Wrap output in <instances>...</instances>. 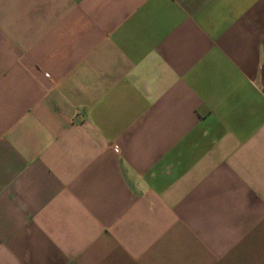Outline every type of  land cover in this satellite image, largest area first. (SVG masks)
Returning <instances> with one entry per match:
<instances>
[{"label":"crops","instance_id":"obj_1","mask_svg":"<svg viewBox=\"0 0 264 264\" xmlns=\"http://www.w3.org/2000/svg\"><path fill=\"white\" fill-rule=\"evenodd\" d=\"M0 264H264V0H0Z\"/></svg>","mask_w":264,"mask_h":264}]
</instances>
